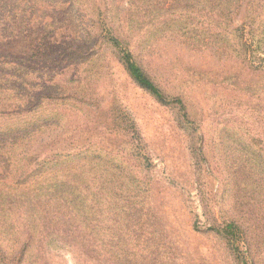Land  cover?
<instances>
[{"label":"rangeland","instance_id":"374dc122","mask_svg":"<svg viewBox=\"0 0 264 264\" xmlns=\"http://www.w3.org/2000/svg\"><path fill=\"white\" fill-rule=\"evenodd\" d=\"M250 1L21 0L8 15L0 3V56L27 69L48 122L23 169L95 162L91 255L60 227L53 192L40 264H264V0ZM123 51L165 103L132 82ZM17 172L0 164V193L28 191Z\"/></svg>","mask_w":264,"mask_h":264},{"label":"trees","instance_id":"16d2710c","mask_svg":"<svg viewBox=\"0 0 264 264\" xmlns=\"http://www.w3.org/2000/svg\"><path fill=\"white\" fill-rule=\"evenodd\" d=\"M20 1L0 0V3L3 2L2 6L8 15L16 9L17 5L19 6ZM233 1L226 0V3L230 5ZM26 14H28L27 10L24 15ZM44 15L42 14V16ZM132 31L136 32V30ZM141 37L140 42L133 46L135 52L143 47L145 37ZM11 57L10 55L0 56V98L9 101L13 97H17L16 100L7 102L8 104L17 103V100L23 102L15 107H7V110L0 112V164L6 166L7 170L17 168V179L22 180L23 183L19 187L22 191L28 188V191L13 196L0 193V264H40L36 256V247H33L32 243L34 236L36 237L39 232L43 236L46 230L49 232L48 229L50 227L52 229V223L46 225L45 222L46 218L49 219L50 215L54 214L46 212L50 206V199L47 196L53 192L62 193L61 196L53 195L52 197L58 203L64 201V206L66 205L69 210L66 209L58 216L60 220L64 218L63 224L60 223V220L54 219V221H59L60 227L66 230L65 233L77 235L76 239L81 241V245L78 247L84 256L85 254L91 255L94 242V216L93 198L91 200L90 190H93L95 181L90 176H92V170L94 171L95 162L88 154L82 158V161L64 166V163H58V158L55 157L49 162L36 160L39 168L35 171L23 169L36 159L33 152L34 143L37 137L43 134L44 127H48V122L45 123V120L38 122V117L33 116L41 109V104L37 98H32L30 95L32 92L29 90L38 87V85L28 84L27 69L20 62L11 61H17ZM120 61L132 82L158 102L162 104L166 102L161 88L133 59L131 52L123 51ZM37 81L39 80L37 79ZM34 102L37 107H34ZM57 120L59 117H56V124H58ZM23 163L26 164L22 166ZM89 174L90 176H88ZM33 177L36 179L31 182ZM51 181L54 183L51 184L54 191H49L48 182ZM105 184L107 185L106 182ZM49 239L51 240V237Z\"/></svg>","mask_w":264,"mask_h":264}]
</instances>
